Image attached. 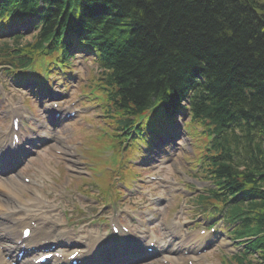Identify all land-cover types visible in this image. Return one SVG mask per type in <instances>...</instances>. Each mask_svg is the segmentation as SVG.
Listing matches in <instances>:
<instances>
[{
    "label": "trees",
    "instance_id": "16d2710c",
    "mask_svg": "<svg viewBox=\"0 0 264 264\" xmlns=\"http://www.w3.org/2000/svg\"><path fill=\"white\" fill-rule=\"evenodd\" d=\"M46 2L52 7L38 45L60 27L88 29L86 42L110 67L114 106L128 116L164 101L172 110L198 87L192 119L212 136L215 155L205 169L220 190L256 196L234 214L241 235H256L252 245L264 263V0Z\"/></svg>",
    "mask_w": 264,
    "mask_h": 264
},
{
    "label": "rangeland",
    "instance_id": "374dc122",
    "mask_svg": "<svg viewBox=\"0 0 264 264\" xmlns=\"http://www.w3.org/2000/svg\"><path fill=\"white\" fill-rule=\"evenodd\" d=\"M28 38H29V36L26 37V39H28ZM77 70L79 71V73L75 74V76L79 75V77H82V80H81L82 85L79 86V88H80L83 85H87L92 80L93 75H94L95 65L93 64V62L91 60L80 62L77 65ZM94 78H96V76H94ZM12 91H16V88H12ZM77 94H78V92L76 90L71 94V96L75 97ZM1 118L5 119V117H1ZM46 119H47V117H45L44 121ZM107 124H108L107 121L93 118L91 121H88L89 129H87L84 125H76V127L74 128V133L76 134V136L81 141V146L79 148V151L82 152V156L85 158L86 162L89 164V166L91 167V169L94 172H98V171L105 172L109 169L115 170L118 166V162H119L120 157H121L120 153H118L117 150H115V148H114L115 139L113 137L104 135L105 133L109 132ZM56 127H58V126H56ZM63 132H65V134H68L70 132V130L65 131V128H63ZM83 137H84V139H83ZM188 143H189V140H187L185 142V145L179 149V151L177 152V154L175 156L170 157V159L166 160L162 164L160 163L156 168L157 171L158 172H160V171L165 172L164 169L168 170V169L175 168V167H177V168L181 167L185 171H188L185 168V166L183 164L184 161L182 159V157H185L186 159L193 157V155L191 154V148L188 147V145H187ZM68 146L73 147L71 150L75 151L77 148V144H76L75 139H70V141L68 142ZM61 147H64V145ZM43 155L46 156L47 153H44ZM133 157H134V154L129 159L125 157V158H123V162H126ZM33 167L34 166H32V168ZM59 167H60V165H59ZM189 172L191 174L188 173L186 175V173H182V172H180V174H181V176H183L185 182H189L192 184L190 190L201 189L202 187L205 186V183L201 182L200 179L196 176L195 171L189 170ZM72 174H73V178L70 179V176ZM72 174L69 172L65 173L66 178H64V180H62V182L60 184H68L69 183L71 186H75L76 184L81 186L80 181L77 180L80 177L74 176V175H76L74 173H72ZM170 178L174 181L178 180L175 175L171 176ZM111 191L115 194L117 189L113 190L112 188H110V192ZM23 194L26 195L27 192H25ZM7 195H8V197H10L9 193H7ZM69 201H70V203H72L74 205L75 209H78L81 207L86 208V207H89L93 201L97 202V200H95L93 198V196L91 199H86L85 197H83L81 195H79V196L76 195V196L70 198ZM103 209L104 208L101 206H98L95 208L89 207V208H87V213L92 214L97 210L99 212H101ZM187 211H189V209H187ZM163 216L166 217L167 215L163 214Z\"/></svg>",
    "mask_w": 264,
    "mask_h": 264
},
{
    "label": "bare ground",
    "instance_id": "6f19581e",
    "mask_svg": "<svg viewBox=\"0 0 264 264\" xmlns=\"http://www.w3.org/2000/svg\"><path fill=\"white\" fill-rule=\"evenodd\" d=\"M18 137L19 142H21V136ZM26 140H28V138H26ZM0 145L9 146L8 136L0 142ZM17 185L19 191L15 192L14 189L17 188ZM23 187V184L15 180L14 186L9 188V193L12 195V199L5 201L4 204L0 203V264H11L7 257L17 259L16 264H34L32 259L39 255L32 257V251L27 250L28 258L21 257V259L18 258L16 253H12L18 240L23 244H18V248L27 249V247H29V245H26L28 239L20 240V234L25 227H30L31 232H33L35 237L41 236L42 243L39 244H44L53 240L50 232L46 230V228L52 230L51 226L56 220L55 216H49L46 214L53 206L42 202L41 197H38L37 195L30 196L25 200L17 201L19 199L18 194L21 193ZM3 198L4 197L0 198V202ZM31 221L35 223L32 226L29 225ZM7 234L8 236H5ZM90 249L91 247L84 246L82 249L78 250V255H84L89 252Z\"/></svg>",
    "mask_w": 264,
    "mask_h": 264
}]
</instances>
